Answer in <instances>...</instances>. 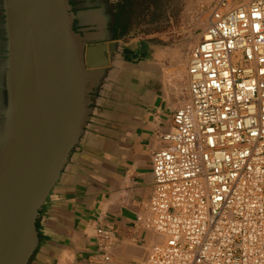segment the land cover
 Wrapping results in <instances>:
<instances>
[{
	"label": "built area",
	"instance_id": "obj_1",
	"mask_svg": "<svg viewBox=\"0 0 264 264\" xmlns=\"http://www.w3.org/2000/svg\"><path fill=\"white\" fill-rule=\"evenodd\" d=\"M206 17L152 153L141 225L159 239L142 264H264V0H214Z\"/></svg>",
	"mask_w": 264,
	"mask_h": 264
},
{
	"label": "water",
	"instance_id": "obj_2",
	"mask_svg": "<svg viewBox=\"0 0 264 264\" xmlns=\"http://www.w3.org/2000/svg\"><path fill=\"white\" fill-rule=\"evenodd\" d=\"M83 1L0 0V264H35L53 195L138 60L141 42L116 41L104 4Z\"/></svg>",
	"mask_w": 264,
	"mask_h": 264
},
{
	"label": "crops",
	"instance_id": "obj_3",
	"mask_svg": "<svg viewBox=\"0 0 264 264\" xmlns=\"http://www.w3.org/2000/svg\"><path fill=\"white\" fill-rule=\"evenodd\" d=\"M126 38L115 40L128 45ZM141 44L51 199L35 264H106L103 252L117 264H142L156 240L141 225L154 189L152 153L164 145L182 97L159 48ZM99 229L110 230V243Z\"/></svg>",
	"mask_w": 264,
	"mask_h": 264
},
{
	"label": "rangeland",
	"instance_id": "obj_4",
	"mask_svg": "<svg viewBox=\"0 0 264 264\" xmlns=\"http://www.w3.org/2000/svg\"><path fill=\"white\" fill-rule=\"evenodd\" d=\"M213 1L160 0L158 29L150 33H142L137 38L140 41H149L159 48L157 53L163 55L165 65L168 66H166L167 72L177 80L182 99L186 91L185 71L188 54L205 27L206 22L202 20L206 18ZM158 239L156 236V240Z\"/></svg>",
	"mask_w": 264,
	"mask_h": 264
},
{
	"label": "flooded vegetation",
	"instance_id": "obj_5",
	"mask_svg": "<svg viewBox=\"0 0 264 264\" xmlns=\"http://www.w3.org/2000/svg\"><path fill=\"white\" fill-rule=\"evenodd\" d=\"M160 0H91L89 3L100 2L107 9L108 25L113 27L115 38L126 35L127 43L142 42L138 37L142 33H150L158 29ZM73 5L84 4L83 0H70ZM156 25V26H155ZM155 26V28H154ZM137 51H143L140 43ZM129 57L130 52H125Z\"/></svg>",
	"mask_w": 264,
	"mask_h": 264
},
{
	"label": "bare ground",
	"instance_id": "obj_6",
	"mask_svg": "<svg viewBox=\"0 0 264 264\" xmlns=\"http://www.w3.org/2000/svg\"><path fill=\"white\" fill-rule=\"evenodd\" d=\"M206 20H207V17H206V18H204V20H202V21H203V22H204V21L206 22ZM203 22H202V23H203ZM204 24H205V23H204ZM175 69H176V68H175Z\"/></svg>",
	"mask_w": 264,
	"mask_h": 264
}]
</instances>
